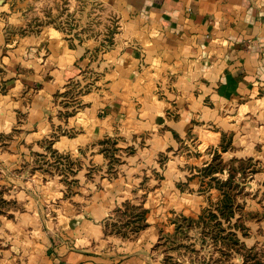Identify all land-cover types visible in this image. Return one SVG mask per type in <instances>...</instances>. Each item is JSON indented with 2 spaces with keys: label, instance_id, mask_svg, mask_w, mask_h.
<instances>
[{
  "label": "crops",
  "instance_id": "crops-1",
  "mask_svg": "<svg viewBox=\"0 0 264 264\" xmlns=\"http://www.w3.org/2000/svg\"><path fill=\"white\" fill-rule=\"evenodd\" d=\"M97 1L120 22L104 54L95 43L55 29L16 32L14 7L0 0V109L11 119L0 121V134L29 126L45 136L76 129L73 136L45 143L34 136L27 144L34 165L28 177L49 185L45 200L53 206L43 211L42 203L20 193L32 212L18 218L33 230L36 219L42 225L32 239L31 264H214L203 249L207 258L199 260L173 246L188 237L198 252L196 244L208 240L200 239L195 220L222 197L204 169L214 155L222 169H240L241 159L254 167L262 158L257 153L264 155L263 145L245 153L250 146L240 147L236 138L239 127L254 125L242 106L264 97V0ZM81 83L92 87L74 92ZM253 171L236 195L247 229L238 237L244 243L252 237L250 246L260 241L252 225L259 233L264 222V180L257 182ZM212 175L224 178L227 170ZM148 179H172L165 210L145 188ZM59 205L66 216H58ZM108 220L131 225L130 232L105 233Z\"/></svg>",
  "mask_w": 264,
  "mask_h": 264
},
{
  "label": "rangeland",
  "instance_id": "rangeland-1",
  "mask_svg": "<svg viewBox=\"0 0 264 264\" xmlns=\"http://www.w3.org/2000/svg\"><path fill=\"white\" fill-rule=\"evenodd\" d=\"M10 4L12 6L11 9L14 7L12 11L15 13V17L18 18L13 21L14 25L16 24L18 26L17 29H14L16 32L26 33L38 31L42 28L44 29L45 27L50 28L52 31L55 29L65 35H70L71 37L76 38L79 37L82 41L95 43V46L99 47V50L101 51L100 53L103 54L106 53L105 46L114 43L115 33L120 30V22L115 13L110 10L107 5H104L97 0H10ZM92 54H96V52L92 50L91 55ZM87 76L88 78H93L92 73H88ZM81 84L82 86H79L80 88L74 87V92L78 90L80 91L86 86V83ZM91 87L92 86H86L84 90L91 89ZM4 90L5 86L0 83V93H3ZM259 94L262 95V92ZM259 96L258 98H260ZM4 102V99L0 97V105ZM242 108L243 110L245 109V116L250 117L252 123L254 122V125L251 130L245 126L244 130L241 131L242 128L239 127L238 129L240 132H238L236 138L241 144L240 147L246 146L248 148L249 145L250 148L248 149L250 150L245 153H251L252 148L254 150L256 148H260L261 145L264 146V97L252 101L249 106L245 105L242 106ZM3 119L11 121L9 115H6L5 110L1 107L0 121ZM27 128L24 129V132L16 129L15 131L0 134V264H31L34 257V251L31 250L30 247H33L32 239L37 237L38 230L40 231L42 225L39 224V221L36 219V225H33V230L32 227L29 226L30 223L23 224V222L18 218L20 211L32 212L23 204L20 193L25 190L28 196L29 194L31 195V197L29 196L28 198L29 201L36 200L38 203H42V207L44 206L45 208L43 211L50 213V210L53 208V206L50 205V202H46L45 200L49 185L45 184V181H43V187L40 184L39 178L36 180L32 176L28 177V172L30 169L34 168V165L33 163H29L31 152L27 153L29 149L27 144L30 143V140L34 136H37L40 139L42 137H46L43 141L41 139V142L45 143L59 138L62 134L73 136L76 132V129L74 128H55L48 130V133L46 134L47 136H45L35 132L31 126ZM9 130L10 128L5 129V131ZM28 132H30V134H27ZM24 155L26 157H24ZM257 156L262 157L260 159L254 157L259 164L255 163L253 167L251 165V161L247 160L242 164V166H244L243 169H236L234 173L237 180L250 175L251 170L257 171L255 173L257 182L264 180V167L261 163L262 159L264 160V155L262 153H257ZM255 159L252 161L256 162ZM235 165L238 166V163ZM44 167L46 166H43V168ZM147 173L149 174L150 172ZM46 180H52V178H47ZM153 180L154 179H148L145 184V188L149 187L151 189L149 195L153 199L155 206L162 204L163 209L165 210L168 207V197H172L173 195L170 193L169 189H166L169 188L172 183V179H168L161 183L159 181H157L159 183H153ZM36 182L38 184H36ZM160 186L164 187L165 190L161 189ZM257 190L258 189H256V192ZM262 196L264 195L262 194L260 198H262ZM13 197L16 199H12ZM74 199L79 198L75 197ZM183 201H185L186 206L189 207V200L183 198ZM177 205V207H180V204ZM56 207H58V216H66L68 210L66 207H63L62 205ZM70 207L75 209L74 206L70 205ZM263 209L264 205L261 210L263 211ZM244 214L246 215V212ZM114 215L116 214L114 213ZM127 216L129 218L132 216L131 211L122 216L126 217L122 218L125 221L124 223L128 220ZM111 222L108 220L105 225V233L113 234L115 232L117 234L119 232L124 234V232H130L131 225L123 227L120 223L119 228ZM252 226L255 229L251 228V235H254V239L260 240L257 244L253 245L254 249L252 251L248 250L249 247L252 246H250L252 237L245 238V242L247 244L240 241L241 245H237L233 244L231 240H229V242L227 240L226 243L225 239L217 236L215 241L208 238L205 243L196 244L198 245V252H196L191 249L194 245L192 241H188V237H186V240L183 241V239H185L183 237L186 236L185 233L178 234V238L183 239L181 242L177 244L175 243L173 248H179L177 249V252L179 253L187 255L192 254L194 258L199 257V260H203L206 254L209 255V260L212 257H218V264H242L244 260L245 264H264V222H262V230L259 233L257 232V227L259 225ZM242 230L245 232L247 229L238 230L237 236L238 233L241 235L240 231ZM223 234H225V232ZM97 243L98 239H96V243L93 242V245ZM170 243L172 245L174 241H170ZM112 245L113 243L110 242V247ZM200 249L204 250L205 255L204 253H200ZM225 250L229 253L228 258L224 253ZM206 258L207 257L205 256V259Z\"/></svg>",
  "mask_w": 264,
  "mask_h": 264
},
{
  "label": "trees",
  "instance_id": "trees-1",
  "mask_svg": "<svg viewBox=\"0 0 264 264\" xmlns=\"http://www.w3.org/2000/svg\"><path fill=\"white\" fill-rule=\"evenodd\" d=\"M246 161V160H245ZM241 162L244 163L243 159L240 160V168L243 169ZM222 167H225L221 165V161L218 158V155H214L212 163L207 164L204 169H206V172L208 174H211V178L215 181V185L221 190L222 197L220 201L213 205L212 207L204 208L200 215L198 216V219L195 220V223H198L199 227L202 229L200 230V239L203 240L206 238H211L214 241L216 240L217 236H219L222 239H225V242L227 243V240H231L233 244L241 245L240 239L237 236V232L235 230H232V227L245 229V226L243 225L242 219V213H241V204L237 201L236 195L240 194L242 192L243 185L240 184L241 182H244L246 177H243V179L235 180L234 175L236 171V167L233 165L229 166L227 165V175L224 178L219 177L218 175H212L213 171H223ZM130 204L126 203V207H129ZM117 212L120 211V208L116 209ZM236 211L239 212V215H236ZM123 213V212H121ZM143 213V211H141ZM141 215V214H137ZM235 219L232 221V219ZM182 220L187 221L188 227L191 226L193 218H188L185 216L181 217ZM226 222L227 226L226 228L222 226V223ZM141 224L132 225V228L142 226ZM206 226V227H205ZM207 231V233H206ZM225 232V234H223ZM242 234H245V232L242 230ZM212 234V235H211ZM201 243V241H200ZM243 245V244H242ZM254 246L249 247L248 250H253ZM227 250V249H226ZM225 250V255L228 258L229 253ZM218 258V257H217ZM217 258L210 259L214 264L217 263ZM244 260V259H243ZM242 264H245V260Z\"/></svg>",
  "mask_w": 264,
  "mask_h": 264
}]
</instances>
